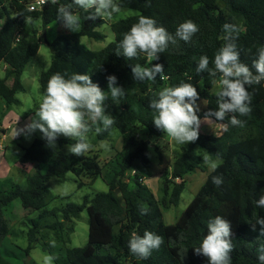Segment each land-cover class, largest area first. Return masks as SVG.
Segmentation results:
<instances>
[{"label":"trees","instance_id":"obj_1","mask_svg":"<svg viewBox=\"0 0 264 264\" xmlns=\"http://www.w3.org/2000/svg\"><path fill=\"white\" fill-rule=\"evenodd\" d=\"M71 3L72 0H57L55 4L47 0L39 9L31 10L28 0H0V60L5 64V74L0 76V97L7 104H19L16 95L25 91L21 79L23 71L37 54L43 35L36 27L27 30L25 22L41 19L43 29L53 22L63 23L57 19V9ZM118 4L138 13L112 22L115 39L99 50L88 48L81 38L103 40L106 35L97 28L105 22L104 18L89 19V13L73 5L81 17V30L62 32L49 42L52 61L39 77L44 96L51 76L88 74L105 91L106 114L114 119V124L109 131L96 132V138L88 141L89 151L79 157L57 147H47L41 137L23 148L20 162L23 166L35 163V171L28 175L26 183L10 177L0 178V247L6 243L10 232L6 208L13 200L20 199L25 209L39 211L28 231L29 244L24 253L30 254L42 241L43 249L59 264H208L207 258L197 254L193 247H198L207 235V221L217 215L232 225L231 264H259L257 250L264 244V236L260 235V226L255 225L254 231L253 225L258 217H264V209L255 207L253 201L264 191V82L247 88L251 111L246 116L237 114L243 123L232 126L227 116L221 122L206 115L209 110H217L219 90L214 91L213 87L220 75L197 74L195 65L202 55H207L209 67H214L212 61L224 42L222 26L229 23L238 29L235 43L241 62L251 67L257 58V49L264 47V0H118ZM140 16L153 18L157 26L173 35L178 25L188 20L196 23L199 31L188 43L178 39L175 45L169 44L158 58L140 54L129 60L116 54L117 45ZM135 64L145 67L162 64L164 78L158 75L151 81L136 80L132 73ZM109 75H115L125 91L115 100L108 92ZM181 83H191L197 88V103L205 100L197 113L200 119L211 118L221 124L222 129L220 134L199 129L198 139L182 146L171 174L163 181L162 196L157 197L144 182L152 164L149 141L138 138L136 129L145 126L155 136L164 134L155 127L148 104L158 91ZM95 127L102 128V125L98 123ZM115 129L121 133L122 146L102 163L104 149L98 151L94 147L101 140L109 139ZM5 131L0 129V133ZM75 142L61 135L56 140L60 146ZM110 147L109 153L114 150L113 145ZM197 147L205 149L211 158H220L221 162L215 172H209L178 219L165 224L163 208L177 205L186 187L185 177L202 169L204 154L199 153ZM130 171H134L132 176H129ZM68 172L81 179L79 186L85 180L94 182L101 177L108 190L86 195L82 203L69 202L62 207L47 208L54 196L46 182L51 177L65 178ZM213 175L223 178L221 186L213 185ZM142 208L148 209L146 215H140ZM84 209L89 213L88 242L84 246L68 247L73 228L67 224L79 218ZM49 218L54 220L48 222ZM40 219L45 223L41 225ZM45 228L55 233L60 246L55 247L46 240L49 233ZM145 231L163 238L160 248L153 250L147 259L133 256L127 246L133 234L142 236ZM0 264H12L1 251Z\"/></svg>","mask_w":264,"mask_h":264},{"label":"clouds","instance_id":"obj_2","mask_svg":"<svg viewBox=\"0 0 264 264\" xmlns=\"http://www.w3.org/2000/svg\"><path fill=\"white\" fill-rule=\"evenodd\" d=\"M57 3V0H51ZM82 9L89 13L88 18L111 19L119 13L120 6L117 0H72L71 4L60 5L57 9V19L63 22L65 28L72 32H80L81 17L74 10ZM223 44L216 52L212 61L214 67H209L210 60L207 55H202L195 65L197 74L208 73L210 76L220 75L218 80L217 110H209L206 115L216 121H224L229 117L232 126L242 125L237 118L250 113L251 97L248 87L260 85L264 82V47L257 49V58L251 67L241 62L240 52L235 43L237 39V26L225 23L222 26ZM199 31V27L191 20L182 22L173 34L164 27L157 26L156 21L147 16H140L138 22L133 24L117 45V55H123L131 60L144 54L147 57L158 58L159 53H164L169 44L175 45L177 40L185 43ZM162 64H152L150 67L135 64L132 68L136 80H155L163 76ZM115 75L107 77L108 92L113 100L125 94L124 88L117 83ZM108 97L101 87L94 83L86 73H73L66 77L57 73L50 77L45 93L31 122L24 128L17 130V134L30 135L37 130L42 133L46 146L56 147L58 136L63 135L76 142L67 146V151L77 157L89 151L91 145L87 141V134L95 127L96 132L109 131L114 124V119L106 114L105 100ZM199 93L191 83H181L176 86L165 87L158 91L149 101L148 107L153 111V122L157 129L179 144L194 142L199 137L201 125L199 111ZM203 163L210 172H215L218 165L207 156ZM213 185L219 187L223 184L221 176L211 177ZM255 207L264 209V191L259 198L253 201ZM147 208H142L140 215H146ZM259 225V232L264 236V217H258L253 225ZM232 225L225 218L217 215L207 221V235L198 247H193L197 254L207 258L208 264H231ZM163 238L153 232L145 231L143 235L133 234L128 240V250L133 256L147 259L153 250L159 249ZM259 264H264V244L257 250Z\"/></svg>","mask_w":264,"mask_h":264},{"label":"rangeland","instance_id":"obj_3","mask_svg":"<svg viewBox=\"0 0 264 264\" xmlns=\"http://www.w3.org/2000/svg\"><path fill=\"white\" fill-rule=\"evenodd\" d=\"M36 2V0H28ZM118 3V0H117ZM138 11L132 8L120 7V11L111 19L104 18L105 22L97 28L106 35L103 40L91 39L87 36L81 38V42L90 49L99 50L115 39L114 32L110 24L116 20L129 17L137 14ZM25 27L30 30L36 27L40 32H43L40 41V48L36 55H34L22 74V83L25 91L17 93V98L20 100L19 104H7L6 101L0 97V129H5V137L0 133V178H13L19 183H26L28 175L35 171V163H28L23 166L20 158L24 152V147L28 146L35 138L42 137V133L37 130L36 132L26 135L25 133L17 134V130L24 128V126L31 122L35 115L36 107L41 102L43 94L40 89L39 77L40 73L49 67L52 61V51L49 42L53 41L58 34L70 31L65 28L63 23L53 22L49 24L46 29H43L42 20L34 19L27 20ZM5 74V64L0 60V76ZM215 79L214 91L219 90L218 80ZM10 82V81H9ZM199 108L205 105V100L201 99ZM94 127V126H93ZM92 129L87 134V141H92L96 138V131ZM222 126L211 118H204L201 120L200 130L204 133L220 134ZM137 136L140 139L149 141V157L151 159V166L147 169L144 182L152 189L157 197L162 196V184L165 178L171 174V167L176 159L182 153V146L186 144H179L174 139L168 137L165 133L158 137L150 133L145 126H139L137 129ZM63 136V135H61ZM123 143L121 133L118 129L111 132L109 139L101 140L96 143L94 149L98 151L103 148L104 152L101 154V162H106L115 150L121 148ZM58 145L56 147L62 152L67 151V146ZM110 145L114 146V150L109 153ZM197 151L207 156L209 159L217 163L221 162L220 158H211L205 149L197 147ZM208 167L202 161V169H196L193 173L188 174L186 179V187L181 194L180 201L177 205H171L169 208H163V220L165 224L174 223L181 213L186 209L188 204L196 195L200 186L204 183L209 174ZM134 171L129 172L132 176ZM81 181L73 172H68L65 178L51 177L46 186L51 190L54 199L49 203L47 208L62 207L69 202L82 203L84 196H92L96 192L107 191L108 185L101 178H97L94 182H85L79 186ZM177 181H180L177 179ZM6 217L9 220L10 232L7 241L1 245L0 251L6 253L7 258L10 259L12 264H59L56 263L53 256L45 251L42 247V241L37 243L31 250L30 254H25L24 250L29 244L28 231L33 227L32 220L37 218L39 211H30L22 206L20 199H15L6 208ZM54 218H49V221ZM41 225L45 223L44 219H40ZM72 227L73 231L70 234V242L68 247L84 246L88 242L89 236V213L84 209L79 218H76L67 224ZM45 232L49 233L46 240L51 242L55 247L60 246L57 242V237L52 230L46 229ZM41 234V233H40ZM40 238L41 235H38ZM43 240V239H42ZM62 261V260H61Z\"/></svg>","mask_w":264,"mask_h":264},{"label":"built area","instance_id":"obj_4","mask_svg":"<svg viewBox=\"0 0 264 264\" xmlns=\"http://www.w3.org/2000/svg\"><path fill=\"white\" fill-rule=\"evenodd\" d=\"M47 0H36V2H31L29 4V8L31 10H36V9H39L43 4H45ZM0 148H1V145H0Z\"/></svg>","mask_w":264,"mask_h":264},{"label":"crops","instance_id":"obj_5","mask_svg":"<svg viewBox=\"0 0 264 264\" xmlns=\"http://www.w3.org/2000/svg\"><path fill=\"white\" fill-rule=\"evenodd\" d=\"M203 119H204V118H203ZM203 119H202V120H203ZM5 135H6V134H3V137H5ZM0 139H1V138H0Z\"/></svg>","mask_w":264,"mask_h":264}]
</instances>
